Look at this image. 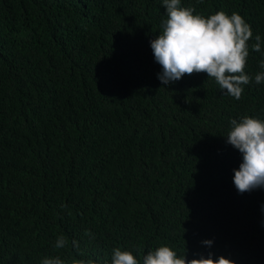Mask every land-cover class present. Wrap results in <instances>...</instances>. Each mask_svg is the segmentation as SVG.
<instances>
[{
    "label": "trees",
    "instance_id": "16d2710c",
    "mask_svg": "<svg viewBox=\"0 0 264 264\" xmlns=\"http://www.w3.org/2000/svg\"><path fill=\"white\" fill-rule=\"evenodd\" d=\"M181 6L250 24L239 100L206 73L158 79L163 0H0V264H110L117 247L142 264L161 245L264 264V187L237 191L226 142L232 119L264 120V0Z\"/></svg>",
    "mask_w": 264,
    "mask_h": 264
},
{
    "label": "clouds",
    "instance_id": "9594fccd",
    "mask_svg": "<svg viewBox=\"0 0 264 264\" xmlns=\"http://www.w3.org/2000/svg\"><path fill=\"white\" fill-rule=\"evenodd\" d=\"M166 19L162 21L159 35L150 41L155 61L162 71L157 74L163 85L181 79L185 74L206 73L214 79L219 89L239 100L243 85L251 82L245 68L249 56V40L253 31L244 18L223 10L208 16L195 13L193 7H182L181 0H163ZM252 50L262 51V40L255 35ZM264 69V59L259 62ZM255 83L264 82V71L255 74ZM227 143L242 155L238 169H234L233 183L241 194L264 187V120L243 116L239 121H230ZM212 245L211 240L202 242ZM67 240L60 236L55 247L63 248ZM41 264H64L59 256L45 257ZM110 264H140L130 251L113 249ZM142 264H235V261L221 255L213 259L200 254L188 259L186 252L178 255L170 246L161 245L143 256Z\"/></svg>",
    "mask_w": 264,
    "mask_h": 264
}]
</instances>
